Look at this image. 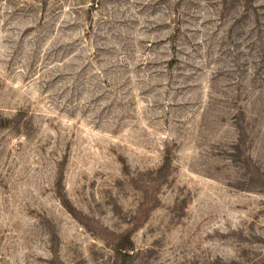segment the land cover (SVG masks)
<instances>
[{
    "label": "rangeland",
    "instance_id": "obj_1",
    "mask_svg": "<svg viewBox=\"0 0 264 264\" xmlns=\"http://www.w3.org/2000/svg\"><path fill=\"white\" fill-rule=\"evenodd\" d=\"M0 264H264V0H0Z\"/></svg>",
    "mask_w": 264,
    "mask_h": 264
}]
</instances>
